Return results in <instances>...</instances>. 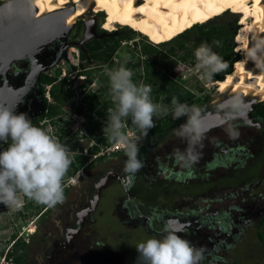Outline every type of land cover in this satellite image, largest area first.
<instances>
[{
  "label": "rangeland",
  "instance_id": "374dc122",
  "mask_svg": "<svg viewBox=\"0 0 264 264\" xmlns=\"http://www.w3.org/2000/svg\"><path fill=\"white\" fill-rule=\"evenodd\" d=\"M107 12L93 6L75 18L66 34L69 46L63 50L65 56L56 58L43 71L47 77L54 79V83L42 82L44 94L48 97H44L45 100L51 101L50 94L46 92L51 88L58 89L63 98L58 105L61 112L57 118L59 121L55 125L50 120L40 121L39 126L70 147L76 170L72 175L65 176L66 199L55 208L37 204L23 194H18L22 202L19 209L0 203V242L7 243L12 237L21 238L26 243L27 251L22 264H126L127 258L137 255L135 246L138 243L163 238L164 227L160 220L165 214L163 209L184 216L193 212L202 214L212 209L216 213L225 210L233 217L235 208L243 210L246 204L251 201L257 204L260 197H264V176L256 177L255 173L264 162V131H258L259 139L255 146L242 158L237 153L240 151L232 146L247 142L246 131L237 126V118L223 119L222 125L205 132L202 144L196 149L198 160L195 163L180 162L175 156L177 150L182 152L186 146L174 134V129L178 127L167 131L154 146L142 138L139 158L143 161V167L134 175L135 182L128 186L129 193L135 194L134 199L125 197L126 193L112 175L96 189V184L109 172L123 180L130 176L124 170L127 157L123 150L100 155L101 148L110 144L101 141L102 138L107 140L103 131L106 121L104 125L95 126L94 118L87 120L90 113L80 104L88 92H96L98 74L105 73L106 67L114 69L118 68L116 64L124 63L133 70V80L137 84L150 85L151 88L161 85L165 88L166 80L170 79L180 89L190 93V97L180 103L201 109L203 116L215 114L221 118L220 106L237 91L219 90L218 80L203 78L201 70L196 67L195 50L207 43L203 33L219 32L215 49H225L229 38L231 52L239 58L242 56L236 45L241 38L238 28L242 25L244 11L236 8H230L205 23L195 24L172 39H162L165 40L162 43L157 42L159 40L154 34L144 33L134 23L113 24L111 27L108 23L110 12ZM98 13H101L100 21L94 17ZM91 20L96 35L81 42L85 23L88 28ZM232 28H235L236 34L230 38ZM124 29L130 30L129 35L118 41L106 61L92 57L91 54L98 51V47L95 49L91 46L98 45V52L105 53L102 49L114 43L112 32ZM78 46L82 47L84 57H81ZM142 49L147 53H143ZM170 61H174L173 65L165 69ZM135 64L139 65L138 69ZM231 67L234 68L232 63ZM156 69L163 72L162 77L151 74L149 81L141 82L144 74ZM85 77L89 81L87 86L82 87ZM60 79H63L61 83ZM162 95L160 93L158 97L162 98ZM151 96L154 97V93ZM101 99L102 103L106 100L112 103L103 111L102 119L107 120L108 109L115 106L109 90L103 91ZM252 99L262 103L256 109L264 114V97H244L246 107L254 103ZM164 105L171 108L167 102ZM184 122L185 118H182L181 123ZM84 124L95 130L93 136L88 135ZM69 125L72 129L81 125V131L76 129L77 133H72ZM123 131L131 137L139 135L130 120L124 122ZM9 143L10 140L0 141V151L7 149ZM93 145L97 146L96 150L90 153L89 148ZM224 151L227 155L232 153L235 161L225 159L222 156ZM93 200L94 211L88 216L90 221L86 218L87 214L79 220L78 214L82 208L89 206ZM134 202L140 205L144 214L146 208L154 209L149 221L152 231L144 225V218L137 216ZM250 227L231 248L232 253L235 252L230 254L231 258L238 259V264H256L252 259L255 254L251 252L257 248L264 249V232L258 231L256 225ZM49 254H54L50 262L47 260ZM257 263L264 264V259L260 262L257 260ZM0 264L14 263L0 256Z\"/></svg>",
  "mask_w": 264,
  "mask_h": 264
},
{
  "label": "clouds",
  "instance_id": "9594fccd",
  "mask_svg": "<svg viewBox=\"0 0 264 264\" xmlns=\"http://www.w3.org/2000/svg\"><path fill=\"white\" fill-rule=\"evenodd\" d=\"M194 55L203 78L210 80L227 67L222 57L207 44L199 46ZM104 71L115 106L107 111L103 131L110 144L124 151L126 172L134 173L143 167L139 158L140 141L155 127L154 117L185 118V122L174 129V134L186 146L182 152L177 150L175 156L180 162L195 163L198 160L196 149L206 132L201 109L180 103L175 97L171 108L154 102L151 86L134 82L133 70L125 65L114 69L106 67ZM244 108L241 97H231L220 106L221 119H235ZM128 120L139 135L125 134L123 125ZM9 140L7 149L0 151V203L19 209L22 202L18 194H23L28 200L48 208L62 204L66 199L63 181L72 164L70 147L34 126L25 113L16 114L13 107L0 106V141ZM135 248L138 253L136 264H200L202 259L201 249L167 227L162 239H148Z\"/></svg>",
  "mask_w": 264,
  "mask_h": 264
},
{
  "label": "flooded vegetation",
  "instance_id": "af4514ba",
  "mask_svg": "<svg viewBox=\"0 0 264 264\" xmlns=\"http://www.w3.org/2000/svg\"><path fill=\"white\" fill-rule=\"evenodd\" d=\"M5 1L8 0H0V3H3ZM94 17L98 18V21H100L101 13H98ZM60 48L61 42L59 40H53L52 42L47 43L46 45L41 47V49L35 53L34 57L36 58V62L42 67L35 81H33L32 75L31 77H28L29 65L32 63L31 58L29 57L20 61H12L6 69H4L3 71L0 70V89L2 91V94L0 95V106H7L9 108L13 107L16 114L25 113L27 117L32 121L33 125L41 129L42 126H39L40 121L44 122L46 120H50L52 125H55L59 121L57 118L61 113L58 109V105L61 100L54 99L50 93V90H47L46 92L50 94L51 101L47 102L45 100L44 97H48L44 94L42 83L40 81V75L43 74V71L48 65L54 63L55 59L59 55L61 56L59 59L63 58V55L65 56L66 52L64 53L63 51H60ZM117 65L118 64H116V67ZM97 78L99 81V85L96 88V92H94L96 94L99 93V88L102 85L99 74L97 75ZM59 81V83H61L63 79H60ZM51 82L54 83V79ZM84 82L85 81H83L82 87L87 86L84 85ZM152 93H154V97H152L154 102L161 103L163 105L166 102L171 104V101H168L166 99L165 93L163 91L160 92L164 94L162 95V98L158 97L160 93ZM89 94H91V92H88V94L83 98V101L80 102V104L85 106V108H87L85 102L90 97L88 96ZM231 97H234V94H232V96H230L228 99H230ZM102 100L103 99L99 101L97 106L100 110H102L103 104L109 102L108 100H106V102L102 103ZM252 100L254 103H250L249 107L245 106L243 113L236 117L238 122L237 126L243 128V130L246 131L245 140H247V142L244 141L241 144H234L232 146L240 151L237 153H240L242 158H244L246 154L249 153L248 151L255 146L256 140L259 139L258 131H264V114L261 111H257L256 109L257 105H262V103L257 101L256 99ZM109 104L111 105L112 103L109 102L108 105ZM53 105H55L54 107L56 111H54L51 116H48V107ZM88 111L89 113L91 112L90 110ZM203 117H205L204 126L206 132L213 130L218 125H222L224 123L223 119L218 118V116H216L215 114H208ZM169 118H172L171 115L155 118V127L157 125H162ZM182 118L175 121L168 129V131L170 129L179 127L180 124H182ZM211 122L212 125L206 126V124H209ZM235 125L236 124H234L233 126ZM68 127L71 129L72 133H77L76 129L78 130V132L81 131V125H78L77 127L75 126V128L73 129L70 125ZM145 140L148 142V144H150L151 141H155L154 145H156L160 141V139L156 141L154 134H150L149 137ZM216 143L219 142L216 141ZM229 151L231 152V149H229ZM227 154L228 153L224 151L222 153V156L227 160L234 159L235 161L232 153H230V155ZM139 172L140 169L134 173H130V176H127L124 180L115 173H109H112V177L115 178L116 181H118V183L121 185L124 190V194L126 193V198H135V194L129 193L128 186L132 182H135L134 175ZM255 173L256 177L264 176V162L263 164H261L258 172ZM94 197L95 199H97V194H95ZM94 200L89 204V206L82 208L81 212L78 214L79 220L83 218V216H86V214V218L87 220H89V214L94 211ZM134 204L136 209L138 210L136 211L137 216L144 218V225L148 228L150 225V215L151 212L154 211V209L146 208L147 212L144 214L140 205H137L135 202ZM243 208L245 210L235 208L236 213L233 217L225 210L216 213V211H214L215 209H212L203 212L202 214L193 212L184 216L179 212H167L166 209H163L162 211H165V214L163 215L164 217H161L160 220L163 222V230L167 227L169 231H175L181 238L189 241L195 248L202 250V259L200 261V264H238L239 260L231 258L230 255L235 254V252L232 253L231 248L232 245L236 243V240L241 238L242 234L246 232V229H248L247 231H249V229L251 228L250 226L252 225H256L257 230L261 233L264 232V197H260L257 204L251 201L250 204H246L245 206H243ZM148 229L152 231L151 227H149ZM59 246L61 245L59 244ZM251 253L255 254L254 256H252V259L253 261H256V264H258L257 260L258 262H260L264 259L263 248H257ZM136 254L138 255L137 252ZM137 255L127 258L128 260L126 264H136ZM52 256H54V254H49V256L47 257V260H49V262L51 261Z\"/></svg>",
  "mask_w": 264,
  "mask_h": 264
},
{
  "label": "bare ground",
  "instance_id": "6f19581e",
  "mask_svg": "<svg viewBox=\"0 0 264 264\" xmlns=\"http://www.w3.org/2000/svg\"><path fill=\"white\" fill-rule=\"evenodd\" d=\"M30 5L35 17L69 10L63 19L65 25H71L75 18L96 6L101 11H110L108 23L111 27L134 23L144 33L165 40L230 8L239 9L244 14L236 48L242 56L232 71L217 81L218 89H236L242 95L236 93L234 96L242 99L264 97V0H30ZM210 125L212 122L206 124Z\"/></svg>",
  "mask_w": 264,
  "mask_h": 264
},
{
  "label": "trees",
  "instance_id": "16d2710c",
  "mask_svg": "<svg viewBox=\"0 0 264 264\" xmlns=\"http://www.w3.org/2000/svg\"><path fill=\"white\" fill-rule=\"evenodd\" d=\"M107 11L108 10H106V12ZM238 30H239V28H238ZM129 32H130L129 29H126V30L124 29V30L112 32V34L115 36L114 43L107 46V47H104L102 50H104L106 52L103 54L98 52L99 51L98 45L91 46L92 48H95V49L98 47L97 48L98 51H96V52L93 51V53L91 54L92 57L98 58L101 61H106L108 59V57L110 56V54L114 51L118 41L122 40L124 38H127V36L129 35ZM218 33H213L210 31L203 33V35L207 39L206 44L208 46H210L214 52L216 51L218 53V55L220 57H222L223 61H225L227 63V67L225 70L217 73L216 75H214L212 77V79H214V80H222L227 73L232 71L233 67H231V63L234 66L235 63L237 62V60L239 59V56H237V54H234L231 52L232 44L229 41V38L227 40L228 45L225 47V49L224 48L217 49V50L215 49V47H216L215 41L218 39L217 38ZM234 34H236L235 28H232L229 32L230 38H231V36H234ZM236 37H238V35H236ZM156 39L159 40V41H157L159 43L161 41L165 42V40H162L159 38H156ZM86 43H89V41ZM179 45L182 47V44H179ZM78 49L80 51L81 57H84V54L82 52V47L78 46ZM142 52L147 53V51L145 49H142ZM226 52H227V54H226ZM173 63H174V61H170L169 64L165 67V69H168L169 67H171L173 65ZM121 65H125V64L124 63H118L117 67H119ZM135 65H136V69H138L139 65L138 64H135ZM162 73L163 72H161V70H157V69L152 70V72H147L141 78V82L142 81H149V79H150L149 75H151V74L160 78V77H162ZM99 77H100L101 82H102V85L100 86L99 91H98L99 93L96 94L94 92H91V94L88 95L90 97L85 102L86 107L88 108V110L91 111L89 116L87 117V120L90 121L94 118L95 126L100 125V124L101 125L105 124L106 120L102 119V117L104 116L103 111L106 109V106L109 103V102H107L106 104H103L102 110L98 109V107H97L99 101L102 98L103 91L109 90V79H108L107 75L105 73H103V74H99ZM40 81H41V83L42 82H50V81H52V79L47 77L45 74H41L40 75ZM84 81H85L84 85H87L89 78L85 77ZM166 84H167V87H165V88H163L161 85H157V86L155 85L153 88H151L152 89L151 93L155 92V93L159 94L161 91H163L165 93L166 99L168 101H172V99L174 97L177 98L178 101H184L190 97L189 92H187L186 90L180 89L181 87L178 86L177 84H175L174 82H172L170 79L166 80ZM50 93L54 99L62 100V94L58 89L51 88ZM54 106L55 105L48 107V109H49V112L47 114L48 116H51V114H53V112L56 111ZM175 121H177V120L169 118L162 125H157L153 130L149 131L147 138L149 137L150 134H154L156 141L159 140L168 131V129L172 126V124ZM65 123H67V122L65 121ZM84 128L86 129L88 135L93 136V131H95L93 128H89L85 124H84ZM143 139L145 140V138H143ZM96 141H98V139H96ZM101 141L105 142L107 144L109 143L108 140H105L104 138H102ZM154 142L155 141H151V143L149 145L153 146ZM96 147L97 146H95V145L91 146L89 148L90 153L95 151ZM75 170H76V168L73 166V164H71L67 174L72 175ZM0 256H2L3 259L9 260L14 264H22L26 260V256H27L26 243L21 238H18V237L17 238L12 237L7 243L6 242H0Z\"/></svg>",
  "mask_w": 264,
  "mask_h": 264
},
{
  "label": "water",
  "instance_id": "95a60500",
  "mask_svg": "<svg viewBox=\"0 0 264 264\" xmlns=\"http://www.w3.org/2000/svg\"><path fill=\"white\" fill-rule=\"evenodd\" d=\"M69 10L53 12L40 17L34 16V9L30 0H8L0 3V70L6 69L12 61H20L28 56L32 63L29 65L28 77L35 81L42 67L34 57L41 47L53 40L61 42L60 51L69 45L66 34L70 25H65L63 19ZM93 21L85 30L81 42L95 36ZM27 57V58H28ZM59 55L57 58H60ZM0 89V95L1 93ZM1 99V96H0ZM11 108V107H10ZM112 173L103 176L96 184V188Z\"/></svg>",
  "mask_w": 264,
  "mask_h": 264
},
{
  "label": "built area",
  "instance_id": "2783aa9c",
  "mask_svg": "<svg viewBox=\"0 0 264 264\" xmlns=\"http://www.w3.org/2000/svg\"><path fill=\"white\" fill-rule=\"evenodd\" d=\"M118 150H122V149L117 148L115 144H108V145H105L103 148H101L100 155L110 154V153L116 152ZM93 157H95V155H93Z\"/></svg>",
  "mask_w": 264,
  "mask_h": 264
}]
</instances>
